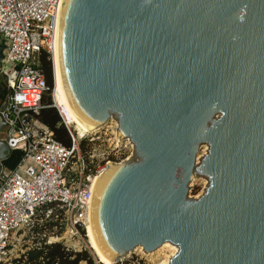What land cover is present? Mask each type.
Here are the masks:
<instances>
[{"label": "water", "instance_id": "1", "mask_svg": "<svg viewBox=\"0 0 264 264\" xmlns=\"http://www.w3.org/2000/svg\"><path fill=\"white\" fill-rule=\"evenodd\" d=\"M63 12L75 112L94 131L115 119L134 150L106 167L118 168L95 206L104 253L117 264L171 243V264H264V0H70ZM10 153L0 140V172ZM195 176L208 186L192 199Z\"/></svg>", "mask_w": 264, "mask_h": 264}, {"label": "built area", "instance_id": "2", "mask_svg": "<svg viewBox=\"0 0 264 264\" xmlns=\"http://www.w3.org/2000/svg\"><path fill=\"white\" fill-rule=\"evenodd\" d=\"M62 1L0 0V44L5 43L0 75L7 78L8 91L5 100L0 101V124L5 123L0 140L11 152L24 153L14 171L3 165L0 172V264L11 259L14 235L22 230L33 232L43 219H55L53 228L61 224L64 230H53L52 235H44L40 242L61 243L75 252L89 249L83 239L84 218L92 203L95 180L107 166L92 168L88 164L82 149L91 143L89 133L81 136L75 132L73 123L66 120L60 109L70 136L69 147L38 121L49 91L40 68V55L46 53L55 70ZM28 118L30 122L26 123ZM67 239L78 246H67ZM117 264L149 263L136 258Z\"/></svg>", "mask_w": 264, "mask_h": 264}, {"label": "rangeland", "instance_id": "3", "mask_svg": "<svg viewBox=\"0 0 264 264\" xmlns=\"http://www.w3.org/2000/svg\"><path fill=\"white\" fill-rule=\"evenodd\" d=\"M55 88H56V82H54V90L51 93V98L53 100L54 106L55 105L57 106L55 100ZM2 89H7V78H5L3 75H0V93ZM46 96H48V92ZM58 109L62 110L59 107L57 108V110ZM72 128H74V126ZM3 136L4 133L0 135L1 138H3ZM87 138L90 140L91 143L90 145H83L84 148L82 149V153L84 154L88 164L92 166V168L95 166L106 167L108 162L113 163L116 160H125L127 159V157H131V156L133 157L134 150L132 149L130 142L122 138L119 139L118 137V124L115 119L110 120L99 130L93 131L92 133L88 134ZM200 151H201V155L197 157L198 164L206 154L207 145L201 146ZM207 186H208L207 178L195 176V178L190 184V190L192 188H194V190L188 194L189 197L192 199L200 197L206 190ZM48 223H57V222L55 219H50V220L43 219L41 222H38V225L35 226L38 227V229L42 230L40 234H33V232H29L28 230H22L17 234H15L14 237L12 238V244L10 247L12 250L11 259L7 264H11L14 259H18L23 253L26 252L25 250L31 248L35 242H40L41 239L44 238V235L46 236L52 235L53 230L57 232H61L62 230H64V227H62V229L60 228L61 226H63L61 224L58 227H56V229H54L48 226L47 225ZM36 227L34 229H36ZM84 230H85L84 231L85 235L83 234L84 244H87L89 249H91L88 243L87 230L85 227ZM65 244L70 247L78 246L69 239L65 241ZM92 254L95 257V260H97V264H102L96 257L93 250H92ZM147 254L148 253H145L142 249L141 251L136 249L132 253L126 255L124 259L131 261L138 258V260L148 262L149 264H161L167 259V257H169L172 254V252L170 249H166L160 252L159 254L157 252L153 253L152 255L151 254L147 255Z\"/></svg>", "mask_w": 264, "mask_h": 264}, {"label": "trees", "instance_id": "4", "mask_svg": "<svg viewBox=\"0 0 264 264\" xmlns=\"http://www.w3.org/2000/svg\"><path fill=\"white\" fill-rule=\"evenodd\" d=\"M40 68L44 71L49 91L48 96L44 98L43 109L40 111L38 121L47 126L59 142L69 147L71 145L69 133L51 98V93L54 90L53 64L44 52L40 55ZM7 94V89H2L0 99L5 100ZM23 155L22 150H13L4 161V166L10 171H14L22 161ZM47 225L53 228L56 224L48 223ZM41 232L42 230L38 227L33 229V234H40ZM11 264H97V260H95L91 249L75 252L67 250L61 243L45 245L44 242H35L31 248L18 259H14Z\"/></svg>", "mask_w": 264, "mask_h": 264}, {"label": "bare ground", "instance_id": "5", "mask_svg": "<svg viewBox=\"0 0 264 264\" xmlns=\"http://www.w3.org/2000/svg\"><path fill=\"white\" fill-rule=\"evenodd\" d=\"M69 1L70 0L62 1L59 22H60L62 11H64L63 12V22H64L65 12L69 4ZM63 22H62V27H63ZM54 66H55L54 74H55V79H56L55 100H56L57 106L62 109L61 112L65 116L66 120L69 123H73L75 130L79 132L81 136L87 133L89 134L92 133L95 130V127L92 124L87 123L80 116L77 115V113L75 112L72 106L70 98L68 96V93H67V90L64 84V80H63L62 61H61V58L59 60V57H58V37H57V53H56ZM118 137L119 139H121V136L119 134H118ZM117 168L118 167L116 166H110L109 169H104L101 175L96 178L95 183H94V194H93L92 203L90 207L88 208L85 214V218H84L85 223H86L88 243L91 249L93 250V252L95 253L96 257L102 264H113V261L104 253V251L102 250L99 244L96 230L94 228V213L96 212L95 206L97 208L98 201L102 194V191L104 187L106 186L109 178L117 170ZM137 249L139 251H141V249L143 250L142 247H138ZM166 249H170L172 254L169 257H167V259L161 264H171V259L175 256L176 252L178 251V248L175 245L171 243H165L155 252L159 254L160 252ZM153 253H151V255Z\"/></svg>", "mask_w": 264, "mask_h": 264}, {"label": "crops", "instance_id": "6", "mask_svg": "<svg viewBox=\"0 0 264 264\" xmlns=\"http://www.w3.org/2000/svg\"><path fill=\"white\" fill-rule=\"evenodd\" d=\"M25 251H27V250H25ZM24 254V253H23Z\"/></svg>", "mask_w": 264, "mask_h": 264}]
</instances>
